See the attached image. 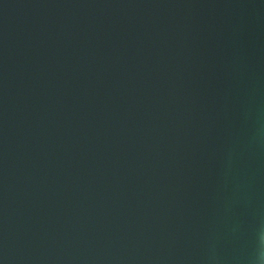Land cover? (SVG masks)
<instances>
[{
    "label": "water",
    "instance_id": "1",
    "mask_svg": "<svg viewBox=\"0 0 264 264\" xmlns=\"http://www.w3.org/2000/svg\"><path fill=\"white\" fill-rule=\"evenodd\" d=\"M0 264H264V0H0Z\"/></svg>",
    "mask_w": 264,
    "mask_h": 264
}]
</instances>
